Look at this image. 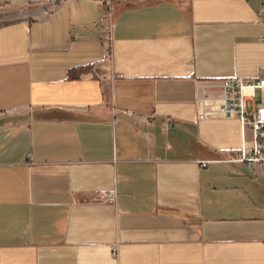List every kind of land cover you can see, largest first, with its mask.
Returning a JSON list of instances; mask_svg holds the SVG:
<instances>
[{"label":"crops","instance_id":"0c3cea01","mask_svg":"<svg viewBox=\"0 0 264 264\" xmlns=\"http://www.w3.org/2000/svg\"><path fill=\"white\" fill-rule=\"evenodd\" d=\"M0 12V264H264L252 134L197 104L264 77V0Z\"/></svg>","mask_w":264,"mask_h":264},{"label":"built area","instance_id":"2783aa9c","mask_svg":"<svg viewBox=\"0 0 264 264\" xmlns=\"http://www.w3.org/2000/svg\"><path fill=\"white\" fill-rule=\"evenodd\" d=\"M220 83L222 95L219 98L211 97L208 87L201 89L197 99L199 119H236L240 123L244 138L250 132L253 143L251 149L243 147L238 153L231 155L229 163L246 164L250 169H264V77L251 82L232 78ZM209 164L210 162H202L201 166L206 168ZM114 201V195L106 196V202Z\"/></svg>","mask_w":264,"mask_h":264},{"label":"rangeland","instance_id":"374dc122","mask_svg":"<svg viewBox=\"0 0 264 264\" xmlns=\"http://www.w3.org/2000/svg\"><path fill=\"white\" fill-rule=\"evenodd\" d=\"M15 20L14 15L6 14L5 12H0V26L9 24Z\"/></svg>","mask_w":264,"mask_h":264}]
</instances>
